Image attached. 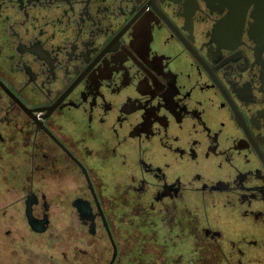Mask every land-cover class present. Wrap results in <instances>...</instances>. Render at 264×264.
<instances>
[{"label": "flooded vegetation", "instance_id": "obj_1", "mask_svg": "<svg viewBox=\"0 0 264 264\" xmlns=\"http://www.w3.org/2000/svg\"><path fill=\"white\" fill-rule=\"evenodd\" d=\"M0 218L264 264V0H0Z\"/></svg>", "mask_w": 264, "mask_h": 264}, {"label": "rangeland", "instance_id": "obj_2", "mask_svg": "<svg viewBox=\"0 0 264 264\" xmlns=\"http://www.w3.org/2000/svg\"><path fill=\"white\" fill-rule=\"evenodd\" d=\"M4 223L0 218V226ZM73 237L76 236L50 232L27 233L23 230L8 233L4 228H0V264H100L109 259L111 254L108 251L91 248L84 252L85 255L75 251L70 247L73 245H70L69 239ZM99 256L102 261L98 260Z\"/></svg>", "mask_w": 264, "mask_h": 264}, {"label": "water", "instance_id": "obj_3", "mask_svg": "<svg viewBox=\"0 0 264 264\" xmlns=\"http://www.w3.org/2000/svg\"><path fill=\"white\" fill-rule=\"evenodd\" d=\"M116 255H117V250L114 251L113 258H112V260L108 264H112L113 263Z\"/></svg>", "mask_w": 264, "mask_h": 264}]
</instances>
